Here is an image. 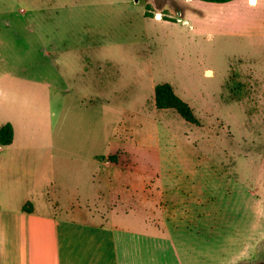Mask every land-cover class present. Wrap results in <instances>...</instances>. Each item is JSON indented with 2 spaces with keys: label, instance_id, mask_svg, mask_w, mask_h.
Wrapping results in <instances>:
<instances>
[{
  "label": "rangeland",
  "instance_id": "374dc122",
  "mask_svg": "<svg viewBox=\"0 0 264 264\" xmlns=\"http://www.w3.org/2000/svg\"><path fill=\"white\" fill-rule=\"evenodd\" d=\"M6 7L0 82L12 86L0 116L42 111L21 117L13 173L0 164V198L15 200L20 168L36 157L37 145L18 140L42 139V185L57 182L66 204L93 195L102 215L104 201L116 213L141 201L146 219L158 204V218L179 230L196 233L201 222L208 241L198 263L264 264V36L248 35V0H0ZM63 43L78 58L61 67ZM81 53L94 63L86 76ZM162 83L194 122L155 106ZM93 91L96 107H78Z\"/></svg>",
  "mask_w": 264,
  "mask_h": 264
},
{
  "label": "crops",
  "instance_id": "0c3cea01",
  "mask_svg": "<svg viewBox=\"0 0 264 264\" xmlns=\"http://www.w3.org/2000/svg\"><path fill=\"white\" fill-rule=\"evenodd\" d=\"M248 2L251 6V10L246 14L248 35L264 36V28H256L261 15L264 22V0ZM260 7L263 13L260 12ZM9 10L6 7V10L0 11ZM26 17L30 19L31 13ZM11 25L15 30L14 21ZM57 33H60V30ZM42 36L43 39L51 34L42 31ZM62 46L63 48L55 52V64L61 67L72 64L70 58H78L77 55L67 53L68 49L64 47V43ZM79 59L80 63H73L76 62L75 64L80 66L82 76H86L94 63L88 53H81ZM83 67L90 69L85 70ZM16 84L21 86L20 82ZM5 86L0 82V94H3L5 89L10 92L9 87L12 84ZM79 95L78 107L87 108L91 102L93 107H96L94 91L90 96ZM65 100L63 96H59V109L56 114L59 113L60 117L66 111L63 110ZM105 105L103 102L98 104L101 109ZM41 111L26 110L22 116L15 111L13 116H0V129L6 123L12 127L11 142L0 144V152L9 150L7 156H0V164H4L6 160L5 169L9 173H13L15 164L10 152L15 150L13 147L16 146L17 137L23 135L19 131L26 130H20L23 125L21 117L27 114L28 119H32ZM9 115L8 118L4 117ZM18 141L20 142L17 146L24 149L26 145L29 148L30 145H37L39 151L42 147V139ZM37 148H34L36 153L31 155L36 157L29 158V165L23 164L20 168L18 176L23 177L22 186L18 188L14 185L10 189L16 195L15 200L8 203L0 198V264H201L198 261L202 259L203 247L208 240L204 227L201 229L203 225L200 221L195 225L198 230L192 233L177 229L176 225L169 224L167 220L161 221L156 213L159 210L158 204L151 205L150 219H146L144 213L150 205L139 203L141 201L135 204L133 211L120 206V213L105 208L104 201L100 203V207L104 208L102 215L97 213L93 195L90 199L77 194L66 204L62 198L58 199L59 195L63 196V192L57 182L42 185V155L38 153ZM55 167L51 166V170L54 171ZM27 203L30 205L27 208L30 209L29 212L22 210ZM214 264L218 262L214 261Z\"/></svg>",
  "mask_w": 264,
  "mask_h": 264
},
{
  "label": "trees",
  "instance_id": "16d2710c",
  "mask_svg": "<svg viewBox=\"0 0 264 264\" xmlns=\"http://www.w3.org/2000/svg\"><path fill=\"white\" fill-rule=\"evenodd\" d=\"M205 2L224 3L231 0H201ZM154 102L157 108H172L178 112L185 120L194 122L195 118L191 112L189 106L178 98L168 83L157 84L154 87ZM12 140V127L9 123H6L0 129V144H9ZM23 211H30L25 206Z\"/></svg>",
  "mask_w": 264,
  "mask_h": 264
},
{
  "label": "snow or ice",
  "instance_id": "6c2138e0",
  "mask_svg": "<svg viewBox=\"0 0 264 264\" xmlns=\"http://www.w3.org/2000/svg\"><path fill=\"white\" fill-rule=\"evenodd\" d=\"M252 2L254 3V2H255V0H252Z\"/></svg>",
  "mask_w": 264,
  "mask_h": 264
}]
</instances>
